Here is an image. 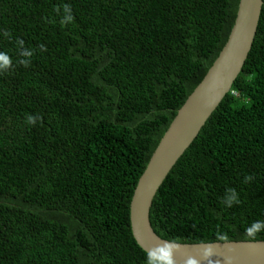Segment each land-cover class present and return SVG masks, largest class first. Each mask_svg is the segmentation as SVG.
<instances>
[{
    "label": "trees",
    "instance_id": "1",
    "mask_svg": "<svg viewBox=\"0 0 264 264\" xmlns=\"http://www.w3.org/2000/svg\"><path fill=\"white\" fill-rule=\"evenodd\" d=\"M238 6L0 0L11 61H0V264H147L134 190ZM150 222L177 243L264 240V0L242 71L157 190Z\"/></svg>",
    "mask_w": 264,
    "mask_h": 264
},
{
    "label": "water",
    "instance_id": "2",
    "mask_svg": "<svg viewBox=\"0 0 264 264\" xmlns=\"http://www.w3.org/2000/svg\"><path fill=\"white\" fill-rule=\"evenodd\" d=\"M263 0H239L228 40L203 80L178 110L140 176L130 202V226L136 243L173 264H264L263 241L177 243L161 238L150 222L153 198L178 159L199 134L242 71L256 35ZM212 254L205 258V250Z\"/></svg>",
    "mask_w": 264,
    "mask_h": 264
},
{
    "label": "clouds",
    "instance_id": "3",
    "mask_svg": "<svg viewBox=\"0 0 264 264\" xmlns=\"http://www.w3.org/2000/svg\"><path fill=\"white\" fill-rule=\"evenodd\" d=\"M65 12H70L69 6H65ZM71 19H72V16L68 15V16L65 17V21H62V23L67 22V21H71ZM0 61H3L4 64H10V62H11L10 58L8 56H6V55H3V54H0ZM28 120H29L30 123H33V124L36 122V118L32 117V116H29ZM247 179H251V177H248ZM230 191L235 192L234 190H230ZM229 206H231V202H229ZM260 228H261L260 224L254 223L253 227L246 229V233L249 236H254V233L260 231ZM220 239H226V236H222V237H220ZM210 254H212V250L210 248L206 249L205 250V258H207L208 255H210ZM147 255H148L147 264H156L157 260L160 259V257H157L156 254L151 253V252H149ZM226 259L228 260L229 264H231V258L228 257ZM164 264H173V262H172V260L169 257V258L165 259ZM209 264H212V262L210 261Z\"/></svg>",
    "mask_w": 264,
    "mask_h": 264
}]
</instances>
